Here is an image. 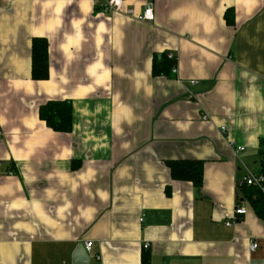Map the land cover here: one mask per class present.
I'll return each mask as SVG.
<instances>
[{
	"label": "crops",
	"instance_id": "obj_1",
	"mask_svg": "<svg viewBox=\"0 0 264 264\" xmlns=\"http://www.w3.org/2000/svg\"><path fill=\"white\" fill-rule=\"evenodd\" d=\"M122 2L151 3L153 23L0 0V264H264V220L238 187L264 139V0ZM33 38L48 80L31 79ZM163 53L176 77L152 76ZM64 100L67 134L38 118ZM173 160L202 161L201 187L173 180Z\"/></svg>",
	"mask_w": 264,
	"mask_h": 264
},
{
	"label": "trees",
	"instance_id": "obj_2",
	"mask_svg": "<svg viewBox=\"0 0 264 264\" xmlns=\"http://www.w3.org/2000/svg\"><path fill=\"white\" fill-rule=\"evenodd\" d=\"M98 10V9H97ZM176 61L167 58L163 53L152 59L151 74L153 77H169ZM176 77V76H175ZM49 78L48 43L44 38H33L31 41V79L44 81ZM38 118L57 133H71L73 127V108L70 101H48L38 109ZM259 171L264 178V139L259 141ZM171 178L177 181L190 182L194 188L202 184L203 162L199 160L167 161ZM242 197L257 217L264 220V194L253 186L239 187Z\"/></svg>",
	"mask_w": 264,
	"mask_h": 264
},
{
	"label": "built area",
	"instance_id": "obj_3",
	"mask_svg": "<svg viewBox=\"0 0 264 264\" xmlns=\"http://www.w3.org/2000/svg\"><path fill=\"white\" fill-rule=\"evenodd\" d=\"M98 9V12L105 16H111L119 13H123L126 16L135 19L138 22H146V23H153L154 21V13L151 6V3H148L142 10L141 13L135 14L134 10L132 8H124L122 0H90ZM168 59H172L176 61V57L173 53L167 54ZM177 65H175L171 68V74L176 76L177 75ZM222 130H225V127L221 128ZM244 150V147H237L235 149L236 152H241ZM1 173V168H0ZM8 175L13 174L11 170L7 171ZM243 185L246 186H253L259 189L264 194V178L261 175H258L256 173L247 171L245 176L239 181L238 187H241ZM247 206L242 203H236L234 209H233V219L232 221H237L239 217H243L247 214ZM142 221V219H140ZM233 223V222H232ZM231 222H227L226 225L229 226L232 224ZM92 246V242H87L85 244V247L87 249H90ZM148 245H146L144 248H147ZM258 245L255 242H252L250 244V251H254L257 249Z\"/></svg>",
	"mask_w": 264,
	"mask_h": 264
}]
</instances>
